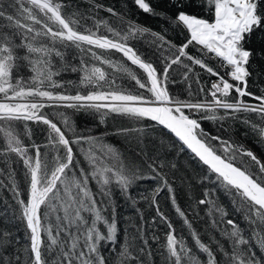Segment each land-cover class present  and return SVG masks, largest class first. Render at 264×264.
Here are the masks:
<instances>
[{"label":"snow or ice","instance_id":"snow-or-ice-1","mask_svg":"<svg viewBox=\"0 0 264 264\" xmlns=\"http://www.w3.org/2000/svg\"><path fill=\"white\" fill-rule=\"evenodd\" d=\"M83 2L90 6L85 12L72 0H0V155L7 159L14 154L22 161L28 184L22 198L14 170L7 171L8 185L0 180V187L11 188L16 202L12 218L25 223L27 240L22 253L10 252L17 241L7 228H0V264H154L143 227L122 237L113 205L116 191L135 205L130 189L145 173L157 182L151 203L168 229L161 245L164 264H264V162L231 137L206 132L200 123L255 113L259 123H241L264 143V95L248 90L253 59L264 57V46L248 47L253 36L264 34V0H171L173 14L158 13L148 0H133L143 13L187 32L179 46L165 33L108 7L120 23L114 27L96 17L105 10L103 4ZM141 39L154 46L153 56L159 53V68L132 43ZM190 47L198 55L190 54ZM69 51L76 53L78 64L66 58ZM113 53H120L121 59H111ZM213 58L227 69L224 75L207 63ZM174 65L184 69L185 81L191 79L211 99L193 103L170 95L167 83ZM195 66L217 78L207 90L199 86ZM67 72L80 74L75 86L85 91H55L64 88L55 77ZM121 78L134 81L136 90L123 87ZM246 96L256 103L246 102ZM59 107L99 114L100 123L112 114L137 124L153 123L117 129L112 135L124 138V146L117 147L105 140L107 133L78 134L60 113L62 129L43 112ZM193 114L202 115L197 119ZM28 122L47 126L48 151L32 145L29 154L17 132L22 125L23 134L30 136ZM157 126L165 130L158 139L149 131ZM173 151L175 157L169 160ZM184 153L200 173L182 176L181 182L192 189L194 180L203 189L201 197L189 198L187 209L177 202L169 180L170 173L180 170ZM165 189L191 245L160 211L156 197ZM219 192L229 198L227 206ZM201 210L211 233L207 242L189 218H200Z\"/></svg>","mask_w":264,"mask_h":264},{"label":"trees","instance_id":"trees-1","mask_svg":"<svg viewBox=\"0 0 264 264\" xmlns=\"http://www.w3.org/2000/svg\"><path fill=\"white\" fill-rule=\"evenodd\" d=\"M97 3L103 4L105 10H100L96 17L97 19H105L110 22L114 27L119 28L120 23L117 17L111 16L106 9L108 7L113 8L117 13L123 15L127 19H131L134 22L147 26L148 28L157 31L163 32L166 34L167 38L171 40L177 46L185 42L187 32H181L174 25L166 23L164 19H161L160 16H151L145 14L142 10L133 3V0H96ZM151 5L156 9L158 13H167L173 14L174 9L171 5V0H148ZM72 3L79 8V11L85 12L89 9V4L83 2V0H72ZM189 11H199L196 9H189ZM91 23V21H89ZM135 48L139 53L144 54L145 59H151L154 63V66L160 67L161 61L157 59L159 53H156V56H153V52H156L154 46L150 43L149 39H141L138 41L132 42ZM264 46V34H256L253 36L252 42L248 47L259 49ZM190 54L198 55L197 49L190 47L188 49ZM76 53L74 51H69L68 56L66 57L73 64H78V59H73ZM111 59L120 60V53H113ZM130 63V62H129ZM185 63H188L185 61ZM209 66L213 67L216 71H219L221 75H224L227 69L221 68L219 63L215 58L207 60ZM137 74H140L141 70L137 69L136 66H131ZM106 68V66H105ZM174 71L170 72L169 81L167 83V89L170 95L175 98H178L183 101H191L193 103L199 100H210V96H206L205 93H200L198 91V85L194 83L191 79L185 81L183 79V68L178 66H173ZM252 76L248 80V90L254 93L256 96L264 95V57L256 56L253 59L252 66L250 68ZM195 72L199 74V80L201 87H204L205 90L211 87L213 80L217 79L214 76H210L208 73L204 72L195 66ZM25 76L29 75L27 71L23 73ZM79 73H62L60 76L55 77L56 80H59L64 83V88L55 89L58 92H66L71 95H75L77 91H85L82 88H78L75 85L79 83ZM191 75V74H190ZM228 79L227 76H225ZM68 81L75 82L74 84L67 83ZM122 84L123 87L135 91V82L129 81L127 78H121L118 81ZM189 85L191 87L189 88ZM143 91V90H140ZM191 93V95L189 94ZM236 94L233 92L232 96ZM231 100V96L229 97ZM246 102L256 103L250 97L243 98ZM44 113L48 115V118L52 119L54 122L58 123V126H61L63 129V124L60 123L61 117L60 113H63L72 123L73 127L76 129L78 134L83 135H101L107 133L104 138L107 142L115 144L117 147L124 146V138L121 136L112 135L119 128L126 127H141L144 124H152L151 121H142L139 124L136 122L119 115H109L106 117L104 123H100V116L96 113H87L83 110L77 111L72 108L59 107V108H45ZM186 114L187 110H186ZM222 110H218V115H223ZM202 114H193V118L199 119ZM239 119H226L224 121H211V120H200L202 128L212 135H219L225 139L231 137L234 141L242 144L245 148L252 150L261 160L264 162V143L258 142V137L255 136L248 127H246L241 120L248 119L253 123H259V120L255 113H239L237 114ZM28 128L30 129L31 135H24V128L22 125L18 126L17 132L21 133V139L25 147L29 148V154H32V145L41 146L42 151H48L44 146L47 145L48 129L47 126L43 123L37 122H28ZM151 136L153 138H159L161 133L165 130L162 129V126H157L155 128L149 129ZM71 136V133H68ZM166 139L168 137H165ZM187 153H184L180 156V170L174 174H169V180L173 183V187L176 189V199L179 205L182 208L187 209L189 198H199L201 197L203 189L199 185H195L193 180L194 187L189 189L187 182L182 183L180 177L189 176L195 177L200 173L199 166L194 161L187 160ZM175 157V151H173L168 159L171 160ZM0 180L4 181L5 185H8L7 171L14 170L16 183L19 186L21 196L23 198L24 193L28 187V184L25 180V168L22 161L16 157L14 154H11L7 159L0 155ZM157 187V182L150 178V173H145V178L136 181L133 187L130 189V194L132 199L136 201L135 205L132 204L131 200L122 195L119 191H116L113 198V205L116 210V216L118 219L119 227L121 229L120 235L122 237L132 236L135 234L136 226H142L144 229L143 236L147 239L148 244L151 246L153 256L149 258L150 262L154 264H164V257L161 255V252H164V249L161 248V245L165 242V233L168 231L166 225L160 220L156 212V207L151 203V197L153 195V190ZM219 196L220 202L224 205L229 204V198L224 195L223 192L217 193ZM147 197V199H145ZM156 200L159 204L160 211L164 213L166 217L173 223L177 232L186 237L187 243L192 244L191 238L188 236L187 229L183 225L181 218L177 216L174 211V208L171 204L169 193L165 189L161 191L160 194L156 197ZM11 205V207H8ZM203 208V206H201ZM16 208V202L13 199V193L10 186L0 187V228H7L11 233L12 237L17 243L12 245V249H9L11 252L13 249L18 253L23 252V246L27 243L25 239L26 236V226L25 223L19 219H13V209ZM139 209V214L137 212ZM231 211V209H230ZM17 215H19L17 211ZM141 216L143 219H141ZM189 218L193 222L194 228L201 232L202 239L207 242L208 236L211 234L206 232L205 224V211H200V218H195L189 215ZM231 218V217H230ZM237 220L240 218L235 217ZM153 236L159 237L158 240H153ZM219 238V237H217ZM137 244L142 242L137 240ZM25 258L22 256V259Z\"/></svg>","mask_w":264,"mask_h":264},{"label":"rangeland","instance_id":"rangeland-1","mask_svg":"<svg viewBox=\"0 0 264 264\" xmlns=\"http://www.w3.org/2000/svg\"><path fill=\"white\" fill-rule=\"evenodd\" d=\"M215 80H216V79H215ZM215 80H214V81H215Z\"/></svg>","mask_w":264,"mask_h":264},{"label":"bare ground","instance_id":"bare-ground-1","mask_svg":"<svg viewBox=\"0 0 264 264\" xmlns=\"http://www.w3.org/2000/svg\"><path fill=\"white\" fill-rule=\"evenodd\" d=\"M214 81V80H213Z\"/></svg>","mask_w":264,"mask_h":264},{"label":"water","instance_id":"water-1","mask_svg":"<svg viewBox=\"0 0 264 264\" xmlns=\"http://www.w3.org/2000/svg\"><path fill=\"white\" fill-rule=\"evenodd\" d=\"M50 119V118H49Z\"/></svg>","mask_w":264,"mask_h":264}]
</instances>
